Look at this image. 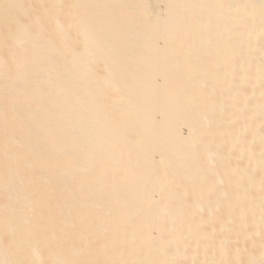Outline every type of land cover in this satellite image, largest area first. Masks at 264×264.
Listing matches in <instances>:
<instances>
[{"label": "bare ground", "instance_id": "1", "mask_svg": "<svg viewBox=\"0 0 264 264\" xmlns=\"http://www.w3.org/2000/svg\"><path fill=\"white\" fill-rule=\"evenodd\" d=\"M60 1H55L51 9L46 12L47 15H58L60 9L58 8L57 10V7L62 2ZM74 1L81 2L82 0ZM116 1L118 2L105 5L104 8L102 2H105V0H102V2L101 0H92V16L84 15L72 25L71 29L76 33L79 31L81 35L82 40L79 50H77L78 48L73 49L69 45V38L67 39L68 36L66 34V32L68 33L67 25L60 18L56 17L55 19L57 34L63 40V45H59L61 55L62 52L65 53L70 50L72 59L70 56L67 60H71L70 63L74 66H72L73 70H70L69 67L68 70L65 69L67 74L63 75L61 80H66L71 85L76 80H79V83L87 81L89 85L92 84L91 88L90 86L88 87L90 88L89 91L92 92V97H90L89 91L87 93L88 88L85 89L86 92L80 88V90H83V92H80L85 95L87 93V97L84 94L80 95L78 92L80 96L77 94V96L75 95L76 98L72 97V99L76 100H71L72 106L86 104V107L82 106L83 109L92 108L88 114V116H91L86 118V115L84 116L83 114L85 111H82L83 118L85 117L86 119L80 118L81 120H79L80 116L78 117V115H76L77 117L74 115L73 119L70 117L72 121L69 123H73L72 127L67 120L65 121V117L62 114H56L57 117H54L57 118L56 120H59L58 116L63 117L64 122L67 123L65 127L67 125L68 128L70 127L68 129L70 131L68 132L67 130L68 134H72L71 136L70 134L67 135L64 131L61 135L60 132H57L61 136L60 138L63 139L61 146L66 148V146L70 147L71 145L73 147V145L78 143L75 147L80 150V146H82L81 151L83 152L76 151V153L78 152L80 155L81 152L86 157L84 158L83 154L78 156L75 153L77 160L74 158V161L75 163L77 161L76 165L87 161L86 164L88 166L85 169L89 168V166L92 167L93 218L99 220L100 223L103 222L104 225L106 223L125 222L128 220L129 222L134 221V223L142 222L146 226L148 224L149 231L147 232L150 235L166 223H173L180 218L196 214L202 223L239 222L240 228L237 231V235L246 240V238L251 237V230L246 228L245 223H254L255 228H258L261 221H264V207H262L263 205L258 207L264 202V193L259 194L258 192V194H255L253 192V189L264 184V43H262L263 41L260 38V35L264 33V0H250L251 13L244 12L243 9L238 8V5L230 4L228 5V9L232 10L230 17L223 16L220 13L225 8L222 5L223 0H175L174 6L168 7L167 9L170 10L166 13H164L165 11L162 12L161 8L169 0ZM185 1L200 10L203 7L206 9L214 5L218 9L216 8V12L213 14L216 15V20H219H217L216 24H213L212 20L208 18L202 31L199 30L200 28L195 27L192 30L195 33L193 37H183L179 41L173 42L172 38L177 32L176 27L183 24V20L172 12ZM4 2L9 8L20 4L19 0H2L0 5L3 6ZM99 6L104 10L97 8ZM134 6H136V9L143 11L146 17L143 16V19H140L138 15L139 18H136L133 26L124 27L121 23V17L117 14V9ZM253 6L256 7L253 8ZM79 7L84 8L83 3H79ZM90 7L88 6L87 8ZM115 12L116 15H114ZM247 16H252L255 19L254 24L248 30L244 29L245 34L239 35L240 31H242V21ZM3 18L5 17L3 16ZM195 18L200 23H203L201 18ZM4 22L6 23V21ZM7 22L9 23V21ZM38 23L40 22L38 21ZM91 24L96 26V28L88 27ZM18 31H20V35L24 30L20 29ZM24 33L21 35L24 36ZM17 34L16 31L15 35H11L12 44L16 42L20 46L24 41L32 39L28 34L27 37L31 38L20 35L22 37L20 39ZM39 39L38 37V41ZM171 40L173 43L169 46H159L161 42ZM190 41H193L194 44L184 48L181 53L182 59L189 57L191 54L196 55L194 62L188 64L177 55L176 51ZM57 49L59 51V48ZM221 50L223 53L217 56L216 54ZM36 52L34 53L36 54ZM45 52L47 53V51ZM39 57L42 58L41 56ZM39 57L38 59H40ZM47 59L45 58L44 61ZM22 60L25 61V59ZM55 60L54 54L52 61L54 62ZM235 60H239V70L233 72L230 77H239V83L253 80L251 91H260L261 93L253 99L254 103L251 104V107L246 103H244V107L236 103L237 100L242 99L243 95L239 89L229 84L227 80L223 81V78L211 77L214 73L233 68ZM14 62L16 63L17 60ZM19 62L22 63V61H18L17 65ZM62 62L64 65V61ZM41 63L40 66L35 63L38 68H36L37 72H33L34 74L30 75L31 80L36 73L42 74V67L49 66V62H43V59H41ZM31 67L29 65L28 68ZM39 69L42 72L39 73ZM38 74L35 77L39 81V78L41 79L43 76L41 75L40 77ZM25 75H22V77ZM19 76L17 77L18 79ZM3 78H6V76ZM43 79L44 83L41 86L47 84L45 78ZM33 80L36 81V78ZM41 80L40 82H43ZM4 81L6 82L7 80L5 79ZM21 81L16 82V86L23 82ZM33 82H31V85ZM40 82L39 84H41ZM33 84L37 86L36 83ZM57 84L63 89L67 83L64 85L59 80ZM82 85L88 86L85 83ZM36 86L33 87L35 88ZM48 86L50 88V85ZM37 87L40 88L39 85ZM49 88L43 89L45 95L51 89ZM38 93L40 94L41 92ZM218 94L221 95L220 98L216 96ZM41 96L43 97L44 95L41 94ZM52 100L54 101L53 97ZM90 104L92 106L89 107ZM49 105L52 104L50 103ZM229 105H235L236 107H228ZM76 107L78 108L79 106ZM53 108L50 110L52 111ZM66 108L69 109V107ZM244 108L249 110V118L242 121L239 120V116L244 113ZM23 110H21L22 113ZM61 110L64 111V109ZM71 111L73 113V110ZM56 112L57 109H55ZM39 118L36 119L37 121L35 120L36 123L32 124V127H29L34 131L36 130L35 125H38L36 126L38 129L36 130L37 133L42 130V127H40V130L39 126L44 124L43 120L41 118L39 120ZM60 120L56 121V124H53L55 123L53 121L52 124H49V127L58 126ZM63 120H61V123ZM46 124L42 126L45 127L48 125ZM56 126L53 129H49L47 126L46 129L53 132L55 129V133L57 128L58 130L62 129L60 127L56 128ZM62 126L63 130L67 128H64V124ZM249 126L251 132L247 137L243 138L241 131ZM63 134L68 136V140L72 139L73 141L69 142L63 137ZM14 140L12 139L10 142L12 143ZM64 140H66V144L68 143L67 145H63L65 143ZM249 140L256 141L255 145H253L256 148L252 145L250 146ZM42 141L40 140L43 144L45 141ZM212 144H215L216 147H212ZM35 147L28 146V149H35ZM75 147L73 148L74 150ZM231 148H234V151ZM249 153H251V157L247 160L245 156ZM16 158L18 159V157ZM19 161L22 163V159L17 162ZM20 162L18 163L19 166ZM259 164H262L261 169L254 171ZM13 183L12 181V185ZM8 185V187L12 186L9 183ZM14 187L17 186H12V192L14 193L9 188V191L14 194L13 197L15 196L14 190H16ZM179 188H182V192H180ZM163 193L165 197L159 200L157 197ZM186 203H190L191 206H183ZM263 221L262 224L264 223ZM10 222L12 223L13 221ZM25 222L28 223L29 221L27 222L26 220ZM242 222L245 225H242ZM31 223L32 221L28 224L30 225ZM6 225L10 226L11 224L6 222ZM14 225L16 223L12 227ZM139 225L140 223H138ZM174 227H171L172 231L169 234L171 240L172 238L177 240L176 236L178 234L181 235L192 229L190 227L185 230L178 229L179 232L176 231V234L173 233V229L177 230L176 226ZM15 228H18L17 225ZM138 228L136 227L132 231L131 238H135L136 235L141 233L139 231L140 228ZM259 228H261V225ZM53 229L55 230V228ZM55 231H58L57 228ZM232 234L224 232L222 239L226 240L229 235L233 236ZM141 235L146 238L144 233H141ZM33 240L32 243L29 238L28 240L26 239V242L23 240L24 243L20 244L21 242H19L20 245L17 244V247L19 245L20 248L26 249H23L24 251H31V253L34 251L30 257L31 259L29 258V261H27L28 264H41V258L35 254V248L32 245ZM14 242H18V239L17 241L13 240ZM177 242L178 240L174 242L175 247L168 256L163 255L165 250H163L164 253L161 251L163 254L160 255L155 244L152 245H155V247L150 246L157 253L153 249L146 253V256L147 254L148 256L153 255L149 256L148 264H165L167 262L165 260L174 259L175 257L179 258V255L185 256L181 252V245ZM37 245L35 246L37 247ZM108 246L103 250L105 254L111 251V249L108 251ZM208 246H205V251H207L205 253H208L211 248L209 247L208 249ZM217 248L214 247L210 252L214 255L226 254L223 248ZM3 249L0 247V264H7L4 259L5 253ZM23 250H21V253ZM151 251L155 252V255L159 253L160 257H155ZM256 253L255 251L250 253L247 260L248 263L258 260ZM162 256H167V259H161ZM52 261L55 264H69L68 262H70L67 261V258L58 256L52 257Z\"/></svg>", "mask_w": 264, "mask_h": 264}, {"label": "rangeland", "instance_id": "2", "mask_svg": "<svg viewBox=\"0 0 264 264\" xmlns=\"http://www.w3.org/2000/svg\"><path fill=\"white\" fill-rule=\"evenodd\" d=\"M19 1L20 4L11 8L7 7L5 5L6 4L5 2L3 6L0 5V7H2L0 8L1 10L0 17L2 16L0 18L1 21L0 22V62L2 63V65L0 63V82H1L0 83V247L1 249L4 248L3 251L5 253L4 254L5 257L4 256L3 257L7 261V264H28L27 261H29V258L31 257V255H33L32 253L34 251H32L31 253V251H24L23 249L25 248L19 247L20 244L24 243L23 240H25L26 242V239L28 240V238L29 241L31 240V243L32 240L34 239L32 245H34L35 253L38 254L39 257L41 258V259L39 258L40 262L42 261L41 264H55L52 261V257L54 256L67 258V261H70L68 262L69 264L71 263L72 264H148L150 257L153 255L152 254L151 256L149 255L150 256L149 257L148 254L146 256V253H148L150 249L151 250L153 249L156 252V250L154 248H151L150 246L155 244L158 247V249L157 248L156 249L157 252H160V255L163 254L164 253L163 250H165L166 254L164 253L163 255L168 256L171 253L172 249H174L175 247L174 242L177 240H178L177 243L181 245V252H183L185 256L179 255V258L175 257L176 259L174 257H173L174 259L169 258L170 260L164 259L165 261H167L165 264H218V263L219 264H230V263L264 264V241H263L264 223L262 224L263 220L261 221V223L259 222L260 224L258 228H255L256 226L254 225V223H249V222L245 223L246 228L251 230V237H248L245 240V238H242L240 236L238 237L237 235L238 234L237 231H239L240 228L238 224L239 222L220 221L219 224H215V223L212 224V222L202 223L196 214H191V216L189 217L180 218L179 220H176L173 223H166L165 225L162 224L163 226L160 227V229L156 230L150 235L149 232H147L149 231L148 224L146 226V224H142V222L134 223V221L129 222L128 220L125 222H111L108 224L106 223V225H104L103 222H101L103 223L101 224L99 220L97 219L95 220L93 218L92 167L89 166V168L85 169L86 166H88L86 164L87 161L86 162L84 161L85 163L81 162L82 164L78 163L77 166L76 165L77 161L76 163L74 161V158L76 156L74 154L76 153V151L78 152L81 151L82 146H80L81 147L80 150L79 149L77 150L75 145L76 144L78 145V143H76L75 145L72 144L73 147L69 143L70 147L66 146V148H63V146H61L63 139L60 138L61 136L57 133L60 132L61 134L64 133L65 131L67 135L70 134V133L68 134V132L70 131L68 129H70V127L68 128V125L66 126L67 128L65 127L67 123L64 122L63 117H65V121L67 120L68 124L72 127L73 123L72 122H71L72 124L69 123L70 121H72L70 117L72 118L74 117V115L75 116L78 115V117L80 116L78 119L81 120L83 118L82 111H85V113L83 112V114L84 116L86 115V118L91 116V115L88 116V114L89 111L92 110V108L90 109L87 108L88 110H85L82 108V106L86 107L85 106L86 104L72 106L71 102L73 100L74 101L76 100V99H72V97L76 98L77 94L79 95V93L80 95L84 94L81 93L83 92V90H80V88L84 89L85 91V89L88 88L89 86L91 88L92 84L89 85V82L87 81L79 83V80H76L77 84H75L76 83L75 82L74 84L71 85L66 80H61L63 75L67 74V72L65 71L68 70V67L71 70L74 66L70 63L71 60H67L68 58H70L72 54L70 50L66 51L65 53L62 52L61 55L59 45H63V40L61 36L57 34L58 32L57 29L55 28V19L56 17H58L67 25L66 28L68 33L66 32V34L68 36L67 39L69 38V45L73 49L78 48L77 50H79L80 48L79 46L82 40L81 35L79 34V31L76 33L74 30L71 29V27L77 21V19L79 20L84 15L92 16V9H91L92 0H82L81 2L74 0H61L62 2L60 1L61 3L57 7V10L58 8L60 9L59 12L57 11L58 15L56 14L47 15L46 13L48 10L51 9L52 5L55 4L56 0H19ZM249 1L250 0H223L222 5H224L225 8L220 13L223 16L230 17V15L232 14V10L228 9L229 7L228 5L230 4L238 5V8L243 9L244 12L247 11L251 13L252 9L251 6L249 5ZM0 2L2 3V0H0ZM115 2L118 1L105 0V2L102 3L104 4V8H105V5H111L114 4ZM174 2L175 0H169L168 2H166L161 8V11L162 12L165 11L164 13H166L168 10H170L167 9L168 7L174 6L175 4ZM79 3H83L84 8L79 7ZM182 3L183 4H181L179 8H177L172 12L174 15L180 16L183 20V24H181L179 27H176L177 32L175 36H173L172 38L173 42L179 41L183 37H193L195 33H193L192 30L195 27L200 28L199 30L202 31L204 29L203 28L204 25H206L205 21L208 18L212 20L213 24H216L217 20H219V19L216 20V15L213 14L216 12V8H217L214 7V5L209 6L206 9L203 7L200 10L198 8H195L193 4H188L189 3L188 1ZM88 6L91 7L87 8ZM100 6L97 8L103 9ZM135 7L136 6L120 8L117 9L118 12L116 10L117 14H119V16L121 17L122 20L121 23L124 27L133 26L138 15L140 16V19L144 15H146L143 11L136 9ZM254 7L256 6H253V8ZM116 12L114 13V15H116ZM3 16L5 18H3ZM195 17L201 18L203 20V23H200L198 20H196ZM4 21H6V23ZM7 21H9V23ZM38 21L40 23H38ZM254 21L255 19H253L252 16H247L242 21L243 26H241V29L243 32L240 31L241 33L239 35L245 34L244 31L252 27ZM88 27H91L93 29L96 28V26L94 25L92 26V24L91 26ZM20 29L26 31L25 33L24 31L20 33V35L24 33V36L21 35L22 37H27L29 35L32 37V39L24 41L25 43L24 42L21 43L23 45L19 43L20 44L19 46L16 44V42H15L16 45L14 44V42L12 44L13 40H11L10 37L12 34L15 35L17 31L18 33L17 36L20 37V39H22V37L19 35L20 31H18ZM196 35L198 34L196 33ZM31 37H27V38H31ZM38 37L40 38L39 41H38ZM260 38L263 41L262 43H264V33L260 35ZM231 39L233 38L231 37ZM172 40L163 41L159 46L167 47L171 43H173ZM193 44H194L193 41H190L189 43L184 44V46H182L183 48L181 47L178 51L175 50L177 55L181 58V53L183 52V49L188 46H192ZM34 48L37 51V52L34 51L36 52V54L33 52V50H35ZM37 48L39 49L37 50ZM57 48H59V51ZM45 51H47V53ZM222 53L223 51L221 50L216 55L219 56ZM54 54H55V59L58 61V63L56 60L54 62L52 61ZM43 55L45 58L50 59V60L48 59L46 60L47 63L49 62L48 63L49 66H44L41 68L44 73L41 71V69H39L40 71L38 70V72L39 73L42 72V74L36 73L40 77L41 75L43 76L41 77L43 82H40L41 79L39 78V76H38L39 78L38 81L37 77H35L36 74L33 76L34 78L32 77L33 79L36 78V81L32 79L34 81L33 82L31 80L30 75L31 74L33 75L34 74L33 72H37L36 68L38 67L37 65H35V63L36 64L38 63V66H40L42 64L41 59H43V62H46L44 61L45 58L43 57ZM49 55L50 56L52 55L51 56L52 58ZM37 56L38 57L41 56L42 58L39 57L40 59H38ZM21 58L25 59V61L22 60ZM27 58L28 60H26ZM194 59H196V55L191 54L189 57H186L182 60L185 63L190 64L194 62ZM15 60H17L16 63L14 62ZM18 61H22V63L19 62V64L17 65ZM62 61H64V65L62 64L63 63ZM29 65H31L32 67L28 68ZM34 65L35 67L33 68ZM61 67L63 68L60 69ZM29 69H31L30 70L31 72L29 71ZM74 70L76 69L74 68ZM238 70H239V60H235L233 68L228 69L226 71H220L214 73L211 75V77L223 78L224 79L223 81L227 80L229 84L239 89L240 93H243L242 99L237 100L236 103L240 104V106L242 107H244V103H246L251 107V104L254 103L253 99L259 96L261 93L260 91H256V92L251 91L253 80H248L247 82L239 83L238 82L239 77H234V78L230 77L233 72ZM45 74L47 75V77ZM22 75L25 76L22 77ZM5 76L6 78H3ZM18 76L19 79L22 81L24 80V78L26 79L23 81L24 83L21 81L22 83L16 86V82L19 80L17 78ZM43 78H45V82L47 84L41 86L42 83H44ZM5 79L7 80L6 82L4 81ZM59 80L62 81L64 85L67 83L66 84L67 88L66 87L63 88L64 91L57 84ZM30 81L36 83L37 86L39 85L40 88H38L33 83L31 85ZM39 82L41 84H39ZM84 83L88 84V86L82 85ZM48 85H50L51 89L49 88ZM33 86L36 87L34 88ZM44 86L46 87L43 88ZM46 88H49L50 90L48 89L49 91H47L45 95L43 89ZM60 88L62 91L60 90ZM90 88L87 89V93L90 92L91 95L90 97H92V92L89 91ZM73 89L75 90V93ZM37 91L41 93L39 94ZM53 91L57 94V96H59L58 98L57 96H55L56 94ZM87 93L86 95L84 94V96L87 97ZM41 94L44 96L42 97ZM216 96L218 98L221 97V95L219 94ZM52 97L54 101L56 99L55 102L52 100ZM45 99L47 100L45 101ZM57 101L59 102L57 103ZM50 103L53 106L49 105ZM76 106L79 107L77 108ZM90 106L92 105L90 104L89 107ZM66 107H69V109ZM228 107H236V106L229 105ZM51 108H53L54 110L52 109L51 111L50 110ZM55 109H57L56 113H55ZM60 109H64V111L62 110L60 111ZM21 110H23V113L21 112ZM71 110H73V113ZM243 111L244 113H242L239 116V120L242 121L244 119L249 118V110L247 108H244ZM52 113L54 114L52 115ZM64 113H66L67 115ZM56 114L63 115V117L58 116L59 120L60 118H62L61 120H63L62 123L60 120L59 124L60 125L64 124V128L66 129L63 130V126L62 125L60 126L59 124L58 126L53 125V127L56 126V128L57 127L62 128L59 129L61 131H59L57 128L55 133V129L54 132L51 130L49 131V129H53V127L52 128L49 127L50 126L49 124L50 123L52 124V122L57 119L54 117V116L57 117ZM39 117L43 120L42 122H44V124L42 125H45L47 122L48 125L47 124L46 125L49 127V129H46L47 126L43 127L41 125L39 126V129L40 127H42L41 129L43 131L40 129L41 131L40 132L38 131L37 133L36 130L38 129L36 128V126L38 125H35L36 130L34 131L29 127L30 126L32 127V124L34 125V123H36L35 120L38 119ZM40 118L39 120H41ZM86 118L84 117L83 119ZM56 121H54L55 123L53 124H56L57 123ZM250 129L251 128L249 126L248 128H245L244 130L241 131L243 138L248 136V134L251 132ZM67 135L65 134L63 137L67 139L68 138ZM71 135L72 134H70V136ZM12 139L15 140L11 143L10 140ZM40 140L41 141L43 140L45 142L42 141L43 142L42 144ZM71 140L69 139L68 141L70 142ZM65 141L66 140H64V142ZM249 143L250 146L251 145L253 146L255 145L256 141L249 140ZM64 144H66V142L63 143V145ZM28 146L29 147L36 146L35 148L37 149L38 147V149L34 150L29 148L30 149L29 150ZM74 147L75 150L73 149ZM212 147H216V145L212 144ZM254 148H256V146ZM231 150L234 151V148H231ZM78 152L76 154H78ZM81 152L80 155L83 154ZM80 155L78 154V156ZM16 157H18V159ZM85 157L86 156H84V158ZM90 157L92 158L91 153H90ZM250 157H251V153L246 155L245 159L248 160V158L250 159ZM16 159L17 161L22 159L23 164L19 161L22 164V165L20 164L19 166L18 164L19 162H17ZM75 160L77 159L75 158ZM261 166L262 164L257 165L254 171H258V169H261L260 168ZM12 181L17 186L14 187V189H16L14 190L16 197L9 195L10 192L9 188H11V192H12V186H15L14 183L12 185ZM8 183L11 184L12 186L8 187L9 186ZM263 188H264V184L253 189V192L255 194H258V192L259 194H262L264 193ZM179 190L180 192H182V188H179ZM164 197L165 194L163 193L160 194L157 198L161 200ZM23 199H27V200H23ZM262 203L258 207H261L262 205H263L262 207H264V204ZM183 206L189 207L191 205L190 203H186ZM26 220L27 222L29 221L28 223H30L31 221L32 223L29 225L28 223L25 222ZM10 221L13 222L11 223ZM6 222H9L11 225L7 226ZM14 223H16L18 228H15L16 225L12 227ZM138 223H140L139 226ZM245 224L242 222V225ZM260 225L261 228H259ZM172 226L173 228H175L174 226H176L177 228V230L173 229L174 230L173 233H176V231L179 232L178 229L185 230L189 227L192 229L186 233H182L181 235L178 234V236H176L177 240H173L172 238L173 240L172 241L169 235L172 231L171 228ZM136 227L140 228V229L138 228L139 231L141 233H144L146 238L142 237L144 235H141L139 231H138L139 234L137 233L138 235H136L135 238H131L132 231L136 229ZM13 228H15V230H13ZM53 228H55V230L57 228L58 231H55ZM224 232H226L227 234L233 233L232 235L234 237L229 235L228 239L224 240L222 239V235ZM17 239L18 242L16 243L14 242L15 245H13L14 244L13 240L17 241ZM19 242L21 243L19 244ZM17 244H19L18 247ZM35 245H37L38 248ZM107 245H109L108 251H110V249L111 251L110 253L107 251L108 253L105 254L103 250L106 248ZM155 245L152 247H155ZM207 245H209L208 249L209 247H211L210 248L211 250L207 249L208 253H205L207 252L205 251V246ZM214 247L216 248L218 247L221 249L223 248L226 254L214 255L212 252H210L213 250ZM21 250H23L22 253ZM254 251L255 253L257 252L256 255H258L257 256L258 260L256 259L257 260L256 262L248 263L247 261L248 257L250 253ZM151 253L153 252L151 251ZM158 254L156 255L154 254V256L155 257L159 256ZM164 256H162L161 259L167 257ZM71 260H75L76 262L75 261L72 262ZM161 261L163 262V260Z\"/></svg>", "mask_w": 264, "mask_h": 264}, {"label": "water", "instance_id": "3", "mask_svg": "<svg viewBox=\"0 0 264 264\" xmlns=\"http://www.w3.org/2000/svg\"><path fill=\"white\" fill-rule=\"evenodd\" d=\"M90 30L92 31V29H90ZM88 135H90V134H88ZM34 150H37V149L35 148ZM9 195L13 196V194L11 192H9ZM36 256H38V254H36Z\"/></svg>", "mask_w": 264, "mask_h": 264}]
</instances>
